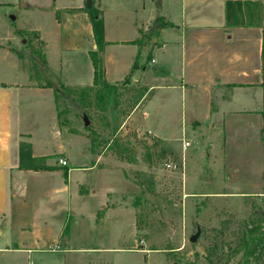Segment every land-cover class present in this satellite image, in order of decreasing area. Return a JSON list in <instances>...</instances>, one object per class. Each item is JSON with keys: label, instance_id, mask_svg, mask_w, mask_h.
I'll return each instance as SVG.
<instances>
[{"label": "crops", "instance_id": "crops-1", "mask_svg": "<svg viewBox=\"0 0 264 264\" xmlns=\"http://www.w3.org/2000/svg\"><path fill=\"white\" fill-rule=\"evenodd\" d=\"M14 1L21 3L20 11L12 19L18 21V26L0 22V41L14 39L17 30L38 31L49 41L48 62L53 70L63 73L69 64L72 70L85 69L87 75L90 74L87 85H93L90 51L96 50L97 45L89 12L84 10L83 4L71 0L44 3L42 0H0V4ZM226 1L99 0L106 40L103 52L106 80L116 84L129 76L131 81L139 78L149 81L124 127L133 124L171 146L175 140L184 138L190 142L187 147L180 143L186 161L189 147L196 145L190 154L193 158L208 142L209 157L215 159L213 163L218 166L222 153L233 146L242 148L239 139H251L250 143L264 156V0H248L259 1L260 5H251V9L245 10L248 14L244 16V23L233 26L227 24ZM160 16L171 25L157 28ZM48 19L52 20L49 22L53 24V31L45 26ZM81 43L86 52L78 56L76 52ZM135 62L137 67L133 68ZM16 71L6 61L0 62V225L5 223L13 239L12 248L7 245L0 249L32 253L47 249L52 242L59 246L64 242V248L59 249L65 250L104 249L94 244H72L76 232L87 224L82 213L79 219L75 218L73 201L77 199L90 206L99 191L80 181L74 185L70 178L75 172L100 167L119 171L128 187L104 192L95 207L96 224L111 220L122 222L114 211L124 208L123 216L133 218L136 232V212L134 208L125 207L129 202L126 193L134 194L139 188L136 182L126 177L124 167L108 162L106 156L96 152L90 136L61 125L54 88L37 86L28 74L20 72L18 67ZM83 79L86 84L87 76ZM31 95L46 100L53 113V125L51 128L48 125L42 135L25 112V102ZM160 112L165 113L164 127L171 128L167 134L164 127L153 120ZM179 112L181 128L175 130L173 122ZM81 139L87 144L84 150L78 147ZM24 142L31 144L33 164L39 169L20 167V145ZM246 149L241 151L251 153ZM61 157L67 164L59 162ZM43 165L53 168H41ZM59 171L64 173V183L50 196L56 193L55 198L65 201L66 210L71 211L62 226L55 229L47 225V221H44L45 228L23 223L19 209L24 208V193H27L24 175L31 179ZM114 192L121 195V201H109ZM27 229L32 236L30 241L19 240L18 234ZM46 243L50 244L46 247Z\"/></svg>", "mask_w": 264, "mask_h": 264}, {"label": "rangeland", "instance_id": "rangeland-1", "mask_svg": "<svg viewBox=\"0 0 264 264\" xmlns=\"http://www.w3.org/2000/svg\"><path fill=\"white\" fill-rule=\"evenodd\" d=\"M71 1L81 2L88 11L87 0ZM14 2L0 4V22H12L17 27L18 21L12 19L20 11L21 3ZM93 2L99 8V0ZM45 26L53 31L52 22H45ZM16 35L15 40L0 41V62L12 65L14 72L18 67L37 86L53 84L58 89L56 108L61 125L74 132L86 133L96 152L106 156L108 162L114 161L125 168L126 177L139 187L134 194L126 193L129 202L125 204L136 212L137 231L133 218L127 214L123 216L124 208L114 211L122 222L111 220L103 225L96 224V205L106 190L128 187L124 175L108 167L75 172L70 183L75 185L80 181L86 186L93 185L99 194L91 200L90 206L77 199L73 201L75 218L79 219L82 213L87 224L76 232L72 244H94L105 248L95 252L77 249L49 251L50 243H46L47 249L32 253L0 249V264H264V248L257 258L247 260L243 243L244 233L250 227L260 224L264 229V156L258 153L256 145L251 144V139H239L242 148L240 145L231 146L230 151L222 153L220 166L209 157L208 142L193 158L190 154L196 145L189 147L186 161L185 150L180 144L184 138L175 140L171 146L133 124L124 127L149 81L141 78L131 81L128 76L118 82L117 100L102 113L94 106L95 90L92 85H87L90 74L87 75L85 69L72 70L69 64L63 73L55 71L48 62L47 39L35 30H17ZM81 44L76 52L78 56L86 52L84 43ZM85 76L87 81L83 84ZM25 104V112L34 128L40 135L46 133L47 126L51 128L53 125V113L47 101L31 95ZM164 117L165 113L160 112L153 120L164 127ZM174 119V129H180L181 112ZM170 131L171 128L164 127L166 134ZM80 141L79 150H84L87 144L84 139ZM168 162L175 167H168ZM64 178L63 171L42 173L31 179L24 175L27 193H24V208L19 209L23 223L44 228L47 223L55 229L62 226L71 211L66 210L65 201L55 198L56 193H52V197L50 194L59 191ZM109 201H121V195L114 192ZM0 230V247L9 245L12 248L13 239L5 223L0 225ZM28 232L29 229L20 232L18 239L30 241L32 236ZM62 244L60 246L64 248V242Z\"/></svg>", "mask_w": 264, "mask_h": 264}, {"label": "trees", "instance_id": "trees-1", "mask_svg": "<svg viewBox=\"0 0 264 264\" xmlns=\"http://www.w3.org/2000/svg\"><path fill=\"white\" fill-rule=\"evenodd\" d=\"M94 3V2H93ZM251 5H260L259 1H242V0H227L226 1V20L228 25H240L244 23V16L248 12L245 10L251 9ZM90 19L93 27L94 39L97 45L96 50L90 51V56L94 65V80L92 90H95V104L98 109L105 113L110 104L117 100L118 87L117 83L113 84L106 80L105 68L103 61V52L106 46L104 18L102 10L94 5L88 9ZM171 25L164 17L160 16L157 20V28H163ZM137 67V62L134 63L133 68ZM54 88L55 97L58 98V89L53 84H48ZM95 88V89H94ZM71 90V89H70ZM87 94L88 91H85ZM103 116L107 117L103 114ZM108 118V117H107ZM61 123V122H60ZM62 124V123H61ZM35 157L32 156V146L30 143H21L20 145V167L21 168H35L38 166L33 164ZM41 168L51 169L52 166L43 165ZM262 225L256 224L250 227L243 236V243L246 251V259L253 257L257 258L262 254L264 248V229Z\"/></svg>", "mask_w": 264, "mask_h": 264}, {"label": "built area", "instance_id": "built-area-1", "mask_svg": "<svg viewBox=\"0 0 264 264\" xmlns=\"http://www.w3.org/2000/svg\"><path fill=\"white\" fill-rule=\"evenodd\" d=\"M183 145H184V147H187L188 145H190V142L183 140ZM59 162L61 164H64V165L67 164V160L65 158H62V157L59 159ZM166 165L168 167H175V165L172 164L171 162H168ZM59 248H60V246L58 244L57 245H50L48 250L49 251H57V250H59Z\"/></svg>", "mask_w": 264, "mask_h": 264}, {"label": "water", "instance_id": "water-1", "mask_svg": "<svg viewBox=\"0 0 264 264\" xmlns=\"http://www.w3.org/2000/svg\"><path fill=\"white\" fill-rule=\"evenodd\" d=\"M93 6L92 0H87V7L91 8Z\"/></svg>", "mask_w": 264, "mask_h": 264}]
</instances>
